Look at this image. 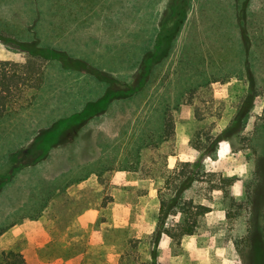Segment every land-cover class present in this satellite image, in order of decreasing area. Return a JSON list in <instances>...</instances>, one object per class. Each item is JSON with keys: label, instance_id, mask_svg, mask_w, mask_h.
<instances>
[{"label": "rangeland", "instance_id": "rangeland-1", "mask_svg": "<svg viewBox=\"0 0 264 264\" xmlns=\"http://www.w3.org/2000/svg\"><path fill=\"white\" fill-rule=\"evenodd\" d=\"M87 1L80 8L77 0H0V61L24 63L33 47L49 57L32 106L0 120V253H19L26 264L149 263L144 234L159 206L161 174L188 163L202 180L188 196L211 213L179 245L162 237L157 254L166 250L178 258L173 264H251L248 230L264 235V0H189V32L195 34L198 21L204 38L214 34L231 50L228 59L235 52L240 62L244 51L255 66L258 96L245 128L220 142L215 158L191 149L190 140L199 127L229 128L253 93L248 76L231 75L226 83L216 77L192 95L195 84L186 85L173 56L165 72L153 66L157 72L140 92L93 106L110 78L130 83V70L144 56L92 39L87 29L83 41L85 31L75 22L108 15L105 0ZM137 1L120 24L130 36L141 28L152 32L162 13L163 1ZM165 118L174 123V136L154 148L147 137ZM53 140L58 144L48 148ZM220 178L232 181L227 194L209 189Z\"/></svg>", "mask_w": 264, "mask_h": 264}, {"label": "trees", "instance_id": "trees-1", "mask_svg": "<svg viewBox=\"0 0 264 264\" xmlns=\"http://www.w3.org/2000/svg\"><path fill=\"white\" fill-rule=\"evenodd\" d=\"M188 7L189 0L171 1L169 11L161 24L155 50L143 57L131 85L120 84L115 79L110 78L112 84L108 87L103 97L104 99L101 101L102 103L128 99L133 94L135 95L146 88L150 81V76L157 72L152 71L153 66L162 64L168 57L169 50L172 48V43L185 18ZM243 36V43L245 42L249 46L248 38L246 35ZM218 46L220 69L223 71L214 74L207 72H186L187 84H195L193 88H190L188 93L194 95L198 89L208 87L212 83V80L216 81V77L222 76L224 77V83L229 82L231 75H235L238 78H242L241 75H247L250 81L249 88L253 93L247 97L237 116L232 118L229 128L217 133L214 130L213 124L207 130L199 127L195 131L189 143L191 149L209 158H215L220 142L228 141L232 134L245 128L252 100L258 96L252 77V68L255 66L252 60L248 58L247 52L243 51V59L238 62V55L236 58L235 52L233 54L234 58L228 59L231 56V50L227 51V47L221 44V39ZM27 51L29 58L24 63L0 61V120L31 107L41 89L43 82L42 75L46 64L45 58L49 59V57H47V52L42 54L41 50L34 47ZM237 62L239 65L241 63L242 66L238 69L234 66L232 67L234 69H231V64ZM222 72L223 74L221 75ZM96 104L93 103L92 105ZM197 115H195V121L197 123L203 122L204 119L196 117ZM151 136L150 138L147 137V140L153 144L154 148H157L161 143L169 141L174 136V123L171 119L165 118L161 130L156 135ZM57 144L58 142L53 140L48 145V148ZM144 146L146 147V145ZM161 175L163 185L159 188L158 192L159 209L155 216V228L152 234L146 237L144 241L150 261L146 264H159L157 261V246L162 237L167 238L169 241L175 243V245H179L184 238L194 236L197 233L203 224L204 216L211 211L204 203L196 202L193 197L188 196V192L197 183L202 181L200 179V170L193 169L188 163H183L179 170L174 169L172 172L166 173V175L163 172ZM231 182L229 179L220 178L219 183L211 185L209 189L210 191L222 190L224 194H227L225 186L231 185ZM245 199L248 205H251L253 202L250 193H246ZM262 219L264 222V214H262ZM4 231V229H0V236H2ZM263 237L262 229L259 232L256 229L248 230V236L245 240L251 243V264H264ZM138 244L139 241L133 242L131 249L137 250ZM0 264H26V262L19 253L1 252Z\"/></svg>", "mask_w": 264, "mask_h": 264}, {"label": "crops", "instance_id": "crops-1", "mask_svg": "<svg viewBox=\"0 0 264 264\" xmlns=\"http://www.w3.org/2000/svg\"><path fill=\"white\" fill-rule=\"evenodd\" d=\"M105 1L107 5L105 3H102V0H101V3L108 15L99 17V18L97 17L88 18L84 16L85 18L83 17L80 20L81 23L79 21L75 22V24H81V25L84 24L83 27L79 25L80 28H83V30L85 31L83 32L84 35H82L80 38H82L83 41L87 40L88 35L85 30L87 29L88 32L93 33L89 35L90 37H92V39L102 38L104 39L103 43H105V45H111L112 41H114L113 42L114 46L123 44V46L125 45L124 48L126 47L128 50L131 48H134L133 50H137V52L139 54H143V56H145L146 54L150 52H153L157 44V37L161 30L162 21L163 19H165L169 11V5L172 0H160L161 2L163 1L162 2L163 4L160 6V9H162L161 17L159 19L158 24H156V20H154L153 22L158 27H156L152 32H149V33H145V30L141 28V30H139V32L142 31L141 34L138 32L135 34H131V36H130V33H128L126 29H124V27L120 26V24H125L126 20H128L127 18L128 16H124L125 9H129L131 6H134L138 1L137 0H127L126 3H124V0H105ZM66 2L69 5V2L68 1ZM77 2H79L80 8H82L81 6L87 5L88 3L87 0H79V1L77 0ZM98 8L99 7H97V4H96L90 9L92 11ZM190 11H191V5L187 9L185 18L182 21V24L178 30V33L176 34V37L174 38V41L172 43V48H170L169 54L166 60H170L173 56L174 57L176 56L177 57V61L175 62V66L177 67L176 70L182 71V72H188V71L196 72V73L207 72V73L214 74V73L223 71L220 69V57H219V46H218L220 37H217L214 34L212 35L209 34L208 37L204 38L203 34L201 32H198L199 27H200V23H198V21L196 22L197 29L195 30V34L194 33L191 34L189 32V23L191 22L190 21L191 20ZM118 12L121 15H118ZM88 20L89 22H87ZM125 32L128 33L129 35H126ZM113 36L115 37L113 38ZM204 40L208 42L205 43ZM166 60L162 64L159 65V66H162L159 71L165 72ZM140 63H139V66H140ZM138 68L135 66L130 71L135 73V71H137ZM152 71H157V70L152 69ZM134 73L132 75L131 82L129 83V80H128V81H125L123 84L131 85L133 82ZM185 81H187V77ZM104 96L105 95L98 96V98L92 103H97V102L102 101V97ZM158 209H159V206L157 208V212H158ZM210 213H207L206 215L208 216V214ZM154 228H155V220L152 224V227H149L147 233L144 235H151L152 232L154 231ZM141 236H137V238H140ZM183 245L184 243L182 242L181 247H183ZM157 255H158L157 258L160 264H173L178 259V258L175 259V257L174 258L171 257V255L164 249H160Z\"/></svg>", "mask_w": 264, "mask_h": 264}]
</instances>
